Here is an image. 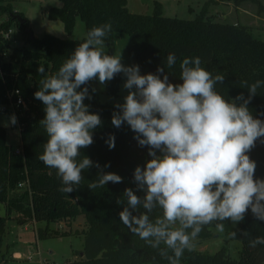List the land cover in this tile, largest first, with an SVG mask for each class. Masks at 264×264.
<instances>
[{
  "label": "trees",
  "instance_id": "1",
  "mask_svg": "<svg viewBox=\"0 0 264 264\" xmlns=\"http://www.w3.org/2000/svg\"><path fill=\"white\" fill-rule=\"evenodd\" d=\"M233 1L238 8L247 1L259 4L257 0ZM60 2V6L49 10L48 17L61 20L68 36L73 34L76 17L85 23L86 32L94 26L111 22L112 31L106 36L105 42L110 48L108 54L114 55L116 36L127 34L131 41L127 48L130 64L139 65L142 75L157 74L159 66L164 67L171 83H182L180 62L185 57L198 56L201 66L213 76L225 75L223 83L216 85V91L229 100L240 93L248 96V90L242 87L241 82L251 84L256 80H264V40L255 38L247 25L214 21L207 14V5L199 17L187 20L162 15L158 3L156 12L149 15L131 12L128 0ZM259 6L262 9L263 6ZM16 14L24 19L22 24L14 19ZM0 16L4 17L0 21V31L7 32L15 25L26 44L31 45L29 48L12 47L8 39L0 37V103L8 104L9 96L13 99L21 96L26 103L24 114L19 117V151L8 143L7 128L0 125V211L3 206L6 214H0V264L6 261L4 238L9 219L17 218L20 225L45 222L44 228L37 229V236L46 239L70 235L58 230L51 231L49 225L80 215L85 217L88 224L84 232L83 250L77 253L78 259L67 260L63 264H168L156 249L132 234L120 220L119 213L124 205L118 204L117 200L126 202L123 195L126 188L136 191L134 170L137 166L143 168L151 157L148 148L138 144L134 138L136 133L127 123L120 128L113 126V112L119 110L115 105L100 100L93 89V80L82 86L88 88L91 96L84 103L91 113L100 116L102 124L93 130L94 142L81 149V156L89 157L94 165L98 163L101 168L93 166L83 170L84 179L78 188L66 194L60 191L62 185L56 170L46 167L38 159L48 137L40 125L45 116L44 105L34 97V93L39 90V81L55 74L86 37L77 40L45 34L42 38L32 39L29 19L4 0H0ZM168 53H174L177 58L176 64L169 70L165 66ZM40 65L45 68L43 76L37 71ZM120 83L121 74H117L108 81L107 94L116 96ZM248 108L254 118L264 120V88L258 89ZM110 134L115 136V147L112 149L106 143ZM248 155L257 165L255 178L264 179V137L256 141ZM101 170L116 173L123 178V182H109L103 188L89 189L88 184L98 178ZM136 194L144 195L143 192ZM13 213L18 216L12 217ZM159 214L157 209L152 216L154 218ZM224 226L228 236L235 231L237 237H230L242 242L238 260L232 259L223 247L213 254L186 250L180 264H264V245L255 248L249 246L251 239L264 237V221L257 220L249 209L242 222L233 224L224 221ZM213 227L214 224L205 226L195 244L213 238ZM244 232L249 235L244 237Z\"/></svg>",
  "mask_w": 264,
  "mask_h": 264
},
{
  "label": "clouds",
  "instance_id": "2",
  "mask_svg": "<svg viewBox=\"0 0 264 264\" xmlns=\"http://www.w3.org/2000/svg\"><path fill=\"white\" fill-rule=\"evenodd\" d=\"M111 31V22L91 28L58 71L39 81L34 93L44 105L40 125L48 137L38 159L56 170L60 191H75L84 179L83 170L101 168L81 156V149L94 142L93 130L102 124L85 105L91 96L82 86L96 79L105 84L123 73L128 94L123 104L115 105L119 111L113 112L111 122L116 128L127 123L151 159L134 170L136 191L126 188V202L117 200L124 205L119 213L122 224L168 264H180L184 252L195 249L205 226L214 224L217 232H224V221L238 224L249 209L264 221V179L255 178L257 165L248 155L264 137V120L254 118L248 108L258 89L264 88V80L241 82L248 96L240 93L229 100L216 91L225 75L213 76L198 56L180 62L182 83H171L164 67L158 66L157 74L142 75L139 65L125 66L120 54L105 51ZM176 59L168 53V70ZM37 71L43 76L44 66ZM10 121L17 123L15 115ZM106 143L114 148L115 136L110 134ZM109 182L122 183L123 178L101 170L88 187L103 188ZM157 209L160 214L153 218ZM230 236L236 238L237 233ZM258 245H264V237L249 241L252 248Z\"/></svg>",
  "mask_w": 264,
  "mask_h": 264
},
{
  "label": "rangeland",
  "instance_id": "3",
  "mask_svg": "<svg viewBox=\"0 0 264 264\" xmlns=\"http://www.w3.org/2000/svg\"><path fill=\"white\" fill-rule=\"evenodd\" d=\"M258 2L247 1L241 4L240 8L264 16V0ZM9 3L15 11L22 12L30 22V28L36 38H42L45 34H52L60 38H67L64 25L61 20L48 17L49 10L52 7L61 5L60 0H4ZM160 4V13L167 17H176L180 19L193 20L199 17L200 13L207 5V14L214 21L227 24H251V32L255 38L264 40V21L256 22L251 16L243 14L236 6L233 0H128L129 10L133 13L152 15L156 12V4ZM263 6L260 9V6ZM4 20L0 16V21ZM85 23L76 17L72 39L82 40L86 37ZM12 47H30L21 37L18 28L12 27L9 39ZM131 41L127 34L117 35L114 44V55H121V62L125 66H131L128 46ZM105 51L109 53L110 48L105 42ZM126 77L121 73L120 89L116 96H111L106 92V85L101 84L98 79L93 80V89L96 91L100 100L105 104H123L124 97L128 90L123 87ZM11 112L2 113L0 111V125L7 128V141L14 149L20 148V127L18 123L12 128L10 118ZM17 119V118H16ZM5 214V211H4ZM6 215V214H5ZM14 217L18 214L13 213ZM16 215V216H15ZM20 217V216H19ZM45 222H32L20 225L17 218H11L7 221V233L4 238V249L9 264H63L67 260L78 259L77 253L83 250L84 232L88 229V224L83 215L71 220H63L49 225L50 230L67 232L70 235L64 237H50L39 239L37 229L45 227ZM213 238L201 240L195 245V250L199 252L215 253L225 247L232 259H239L241 255L242 242L238 239H232L226 232H217L215 227L211 228ZM15 250L20 254L12 253ZM24 253V254H22ZM14 256V258H13ZM13 259H12V258ZM19 262H15L16 260Z\"/></svg>",
  "mask_w": 264,
  "mask_h": 264
},
{
  "label": "built area",
  "instance_id": "4",
  "mask_svg": "<svg viewBox=\"0 0 264 264\" xmlns=\"http://www.w3.org/2000/svg\"><path fill=\"white\" fill-rule=\"evenodd\" d=\"M11 32H12V28L9 29L7 32L0 31V37H4L5 39L9 40L11 36ZM9 99L10 102L8 104L0 103V111L2 113L11 112L13 115H15V117L17 118V123L21 128L19 117L24 114V111L26 109V103L21 96H18L16 99H13L11 98V96H9ZM13 127H15V125H12V128ZM17 151H19L18 148Z\"/></svg>",
  "mask_w": 264,
  "mask_h": 264
},
{
  "label": "crops",
  "instance_id": "5",
  "mask_svg": "<svg viewBox=\"0 0 264 264\" xmlns=\"http://www.w3.org/2000/svg\"><path fill=\"white\" fill-rule=\"evenodd\" d=\"M239 9H240V11L243 13V14H245L246 15V17L247 16H251V19L252 20H255L256 22H259V21H264V16H260L259 14H253V13H251V12H248V11H246V10H244V9H242V8H240L239 7ZM263 10H264V7H263ZM19 12V11H18ZM248 18V17H247ZM236 24V23H235ZM247 26H251V24L250 23H248V25ZM68 36V35H67ZM69 37V36H68ZM16 216V215H15ZM12 217H14L13 215H12ZM27 224H29V223H27ZM25 225V224H24ZM12 251V253L14 254V253H18V254H20L19 252H17V251H15V250H11ZM22 254H24V253H22ZM12 258V257H11ZM13 258H14V256H13ZM12 258V259H13ZM6 261H5V263H3V264H9V261H11V259H8V257L6 256ZM16 260V259H15ZM15 262H19V260H16Z\"/></svg>",
  "mask_w": 264,
  "mask_h": 264
},
{
  "label": "water",
  "instance_id": "6",
  "mask_svg": "<svg viewBox=\"0 0 264 264\" xmlns=\"http://www.w3.org/2000/svg\"><path fill=\"white\" fill-rule=\"evenodd\" d=\"M14 19H15L17 22L21 23V24L24 22V19H23L19 14H16V15L14 16ZM30 36H31L32 39L35 38V36L33 35V33H31ZM0 214H1L2 216H5L3 206H2V209H1V211H0Z\"/></svg>",
  "mask_w": 264,
  "mask_h": 264
}]
</instances>
